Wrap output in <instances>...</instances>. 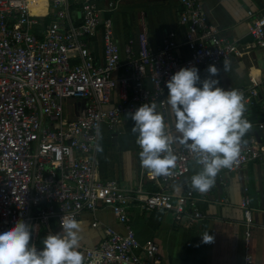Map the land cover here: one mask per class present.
I'll return each instance as SVG.
<instances>
[{
  "label": "built area",
  "instance_id": "1",
  "mask_svg": "<svg viewBox=\"0 0 264 264\" xmlns=\"http://www.w3.org/2000/svg\"><path fill=\"white\" fill-rule=\"evenodd\" d=\"M29 1L0 0V233L23 220L32 226L31 244L36 248L40 230L52 234L54 221L60 227L63 217L80 222L83 213L107 207L126 225V233L107 229L98 246L84 249L85 264H161L158 245L141 244L128 224L129 209L167 212L176 223L194 225L203 218L199 203L210 200L215 186H226L227 174H234L244 194L248 193L242 168L264 163V142L244 136L238 158L218 173L209 191L177 195L172 182L190 173L196 163L192 152L173 143L177 161L172 174L145 172L155 191L123 189L115 180H103L98 172L102 128L117 131L126 113L145 103L164 107L166 82L181 68L195 67L206 79L210 65L221 70L244 49L208 23L203 0H179L180 23L187 28L191 56L185 59L178 53L174 33L153 52L143 28L137 54L126 46L123 64L113 21L101 19L94 0H82L79 24L74 22L71 0H48L53 11L45 15L52 16L49 23L30 13ZM248 14L253 42L264 48V15ZM100 26L103 62L96 61L89 43ZM120 69L124 73L117 76ZM237 90L246 109L255 106L264 97V75L252 77L249 87ZM83 102L86 107L78 108L77 103ZM256 127L264 132V107ZM227 203V198L215 201ZM240 208L247 239L243 264H253L248 245L254 222L248 196L242 198Z\"/></svg>",
  "mask_w": 264,
  "mask_h": 264
},
{
  "label": "crops",
  "instance_id": "2",
  "mask_svg": "<svg viewBox=\"0 0 264 264\" xmlns=\"http://www.w3.org/2000/svg\"><path fill=\"white\" fill-rule=\"evenodd\" d=\"M82 0H71L72 16L75 24H79V9ZM101 19H111L114 25L115 41L122 50V62L127 61L123 52L130 46L133 54L138 51V36L146 28L150 48L156 52L163 45L170 33L175 34L178 53L183 58H189L191 51L187 46V28L180 23L183 7L179 0H94ZM204 11L208 23L219 30L220 36L228 41H237L244 49L243 55L234 57L231 63L223 67L214 79L219 80V87L225 90L243 89L251 85V78L264 75V48L255 46L249 32V12L256 16L264 15V0H203ZM113 7L110 8V4ZM47 7L45 13L35 11V16H43L45 23H49L52 13ZM42 6V5H41ZM43 7V6H42ZM103 28L99 27L95 37L89 40L91 52L97 62H103ZM124 70L116 72L123 75ZM204 80V78H201ZM148 89H152L149 80L145 81ZM165 101L168 96L166 89ZM115 97V94H114ZM83 102L81 108H83ZM158 111L163 115L165 131L171 137L175 133V118L170 115L167 105L159 103ZM86 107V106H85ZM264 107V97L253 107L246 109V118L251 128L245 135L246 139H256L264 142V132L259 131L256 123L261 117ZM133 121L124 118L122 126L117 131H110L106 126L102 128L97 150V168L103 180H115L123 189H137L139 187L155 191L156 187L146 177L147 169L141 166L140 147L136 143L138 134L131 129ZM116 135V142L114 141ZM179 145V143H175ZM201 167L197 163L191 165L190 173L179 181L172 182V191L179 194H195L191 186V177L197 174ZM248 193L244 194L237 177L227 174L226 186H215L208 202L198 205L203 218L194 225L176 223L172 214L162 211L146 212L138 207H131L128 211V224L134 229L141 244L153 242L158 245L161 264H243L246 248V228L243 225V211L240 208L242 198H249L253 209L252 235L249 239V250L253 257V264H264V163L252 162L242 168ZM228 199L227 204H215L216 200ZM80 247L79 251L86 256L84 249L98 246L106 236V230L111 228L117 233L125 234L126 225L119 222L113 211L107 207H100L95 213L85 212L80 217ZM98 223L94 227L93 224ZM52 234H59L62 227L54 221L51 225ZM50 235L48 232L38 234V240ZM211 236V243H204L203 237Z\"/></svg>",
  "mask_w": 264,
  "mask_h": 264
},
{
  "label": "clouds",
  "instance_id": "3",
  "mask_svg": "<svg viewBox=\"0 0 264 264\" xmlns=\"http://www.w3.org/2000/svg\"><path fill=\"white\" fill-rule=\"evenodd\" d=\"M226 69L227 65H223ZM209 77L201 80L195 67L181 68L168 82L167 105L175 118V133L165 131L163 115L156 104L145 103L134 112L126 113L133 121L131 129L138 134L141 166L154 176L171 175L177 157L172 144L179 143L196 156L202 169L191 177V186L201 193L209 191L218 173L230 168L238 158L242 138L251 128L244 118V96L238 90L219 87L213 79L220 69L210 65ZM97 150L102 151L99 145ZM62 231L47 235L43 248L33 247L32 226L23 220L11 229L0 233V264H84L80 247V223L72 218H62ZM211 243L212 237H203Z\"/></svg>",
  "mask_w": 264,
  "mask_h": 264
},
{
  "label": "bare ground",
  "instance_id": "4",
  "mask_svg": "<svg viewBox=\"0 0 264 264\" xmlns=\"http://www.w3.org/2000/svg\"><path fill=\"white\" fill-rule=\"evenodd\" d=\"M28 7L32 15H37L35 14L36 10L41 11V15H42V13H45V8L47 7V0H30L28 2Z\"/></svg>",
  "mask_w": 264,
  "mask_h": 264
},
{
  "label": "water",
  "instance_id": "5",
  "mask_svg": "<svg viewBox=\"0 0 264 264\" xmlns=\"http://www.w3.org/2000/svg\"><path fill=\"white\" fill-rule=\"evenodd\" d=\"M77 107L80 108L81 107V103H77ZM77 115H79V113H77ZM116 138H117L116 135H114V141L113 142H116ZM37 249L39 251L42 248L41 247H37Z\"/></svg>",
  "mask_w": 264,
  "mask_h": 264
},
{
  "label": "trees",
  "instance_id": "6",
  "mask_svg": "<svg viewBox=\"0 0 264 264\" xmlns=\"http://www.w3.org/2000/svg\"><path fill=\"white\" fill-rule=\"evenodd\" d=\"M43 238H40L39 240H38V246H43Z\"/></svg>",
  "mask_w": 264,
  "mask_h": 264
},
{
  "label": "rangeland",
  "instance_id": "7",
  "mask_svg": "<svg viewBox=\"0 0 264 264\" xmlns=\"http://www.w3.org/2000/svg\"><path fill=\"white\" fill-rule=\"evenodd\" d=\"M85 103L83 104V108L82 109H84L85 108ZM45 232V230H42V233H44Z\"/></svg>",
  "mask_w": 264,
  "mask_h": 264
}]
</instances>
